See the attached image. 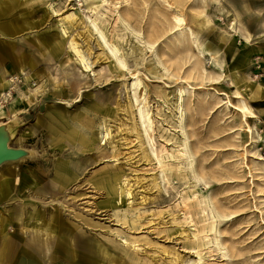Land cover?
Wrapping results in <instances>:
<instances>
[{
    "label": "rangeland",
    "instance_id": "rangeland-1",
    "mask_svg": "<svg viewBox=\"0 0 264 264\" xmlns=\"http://www.w3.org/2000/svg\"><path fill=\"white\" fill-rule=\"evenodd\" d=\"M109 1L129 26L123 49L132 45L144 51L140 67L129 58L120 72L109 69L113 58L108 46L88 27L85 11L74 15L67 0H0V70L21 59L26 68L31 62L35 72L61 88L54 92L50 86L28 113L0 124L8 131V146L27 151L22 159L0 165V181L7 180L9 187L0 200V219L8 218L6 236L20 247L21 239L36 235L45 264H194L197 250L203 254L201 264H264V0H238L252 20L248 43L228 27L230 1L235 0ZM73 2L85 7L83 0ZM178 8L185 21L177 26ZM64 17L67 31L88 51L97 74L95 80L84 71L80 92L73 74L81 68L67 46L53 60L47 55ZM115 17L114 12L110 22ZM104 31L109 40V31ZM216 50L220 67L211 62ZM247 52L250 66L242 60ZM150 62L155 73L149 71ZM243 72L252 84L261 85L256 97L232 82ZM134 75L140 86H132ZM22 82L20 77L12 83L1 105H7ZM40 82L41 77H33V88ZM156 88L165 89L167 96L156 94ZM144 89L155 124L149 133L157 147L164 142L171 148L175 139H183L181 126L188 137L193 171L180 159L181 171L167 172L170 183L155 157H145L152 142L141 128L135 101L141 102ZM236 92L255 114L247 122L237 109L241 101ZM102 124L110 127L105 143L97 134ZM25 128L27 134L16 142ZM54 129L74 131L76 143L59 139ZM83 133L90 134L88 143H81ZM106 172L120 173L131 186L130 195L110 192L106 179L104 186L98 184ZM193 173L203 179L197 187L214 215L197 218L191 203L196 218L187 223L183 207L169 208L178 201V192L192 188ZM194 230L205 246L196 245ZM67 246L75 248L72 259L64 257Z\"/></svg>",
    "mask_w": 264,
    "mask_h": 264
},
{
    "label": "bare ground",
    "instance_id": "bare-ground-1",
    "mask_svg": "<svg viewBox=\"0 0 264 264\" xmlns=\"http://www.w3.org/2000/svg\"><path fill=\"white\" fill-rule=\"evenodd\" d=\"M70 7L74 9V15L80 16L81 11H85L83 15L88 22V27H91L94 31H96L99 37L103 40V42L108 46L111 54H112V61L109 65V69L112 71L120 72L122 68H127L126 61L129 58H132L136 67H140L144 62V51L141 47L135 48L134 46L130 45L129 48L123 49L122 41L124 40V36L126 35L125 30L129 29L128 24L120 17V15L116 12L115 7L111 6L109 0H83L85 3V7H77L75 6L74 0H67ZM214 2L220 3V0H213ZM245 6H241V3L238 0L230 1V9L233 12V16L231 21L228 23V27L233 34H241L244 37L245 43H248V38L250 32L248 30V26L251 25V18L246 14V10H244ZM115 12L116 17L113 18V22H110V18L112 14ZM69 15V14H68ZM175 22L178 25H181L185 21V16L183 12L178 8L176 15H174ZM66 17L62 19L63 26L60 29V32L57 34V38L50 46L47 51L48 59L53 60L55 56L60 53L65 46L69 49L71 54L73 55L74 61L79 65L81 70H79L76 74H73V77L77 79V89L76 92H80L81 88V78L85 72H89L94 76L96 80V72L93 69V61L89 59V53L86 49L80 48L79 43L72 37L71 33L67 31L68 21H66ZM67 22V23H66ZM264 24V20L261 21ZM110 27V29H109ZM109 31V35H111L110 39L107 40L106 33L104 30ZM135 32V31H133ZM191 35H194L191 31ZM137 37L140 36L139 33L136 34ZM114 40V41H113ZM193 43L198 48L199 39L198 37H193ZM142 45L144 47L153 48V43L142 41ZM206 47V46H205ZM205 47L199 48L200 52L205 50ZM122 48V50H121ZM213 52L214 54L211 55V62L214 67H220L219 59L217 58V52ZM250 53L247 52L243 55L242 60L245 65L250 66ZM16 63L11 65L9 68L1 69L0 70V98H6L10 95L8 89L12 86V83H17L22 78L23 82L21 85H17L16 92L12 96L11 100L7 103V105L0 104V124L5 123L6 119L15 120L22 114L28 113L30 111L31 105L34 101L37 100L38 96L43 94L45 91L49 90L51 86L54 92H60L61 88L59 85H56L55 82H48V80L44 79L40 76L37 72L34 71L32 68L34 64L31 62L28 64L29 68H26V64L21 59H15ZM248 68V67H247ZM149 71L151 73H155L156 67L154 62H150L149 64ZM14 76H11L14 73ZM246 74V75H245ZM33 77H41L40 84L37 87L32 86V79ZM240 79V81L238 80ZM251 78L248 73L243 72V76H239V78H234L232 82L236 86H240V84L244 87V92L249 95V97H256L260 92L261 85L259 84H252ZM142 81L138 78V76L134 75L132 86H140ZM156 94H162V96H167L165 89H155ZM183 90H179V95L181 98ZM238 96H240L241 104L238 106V110L241 112L243 119L246 121L247 117H254L255 114L253 112L252 107L247 103L243 96L236 92ZM59 95V93H57ZM252 95V96H251ZM138 105V117L140 119V125L143 129L144 134L146 135L147 141H151L152 143L149 145L150 147V154L148 151L145 152V157L149 159L152 155L157 160L158 166L162 173L164 174L165 180L167 183H170V175L167 172L181 171L180 167V159L185 158L188 161L189 167L186 169L188 171H193V161L192 155L188 148V137L185 134L184 128L181 126L183 139L177 141L174 140L175 145L171 148H167L166 144L163 142L160 147H157L155 143V137L151 136L149 131L154 130V122L151 118L150 109L148 106L147 101V90L144 89L143 94L141 95V102H138L135 99ZM178 109L180 110V121L182 122L183 116V109L181 103L178 104ZM51 119L53 117L51 116ZM141 128L138 125L136 132L138 137L142 139ZM27 129L21 131L15 136L16 142H21L24 136L27 134ZM248 131L252 134V128L248 126ZM7 132V131H6ZM54 133H62L57 131L56 129L53 130ZM99 139L105 143L106 140L110 138V127L107 124H102L100 130L97 132ZM90 137V134L87 133ZM86 134H82L81 136V143L82 141L88 143V136ZM76 133L74 131H68L66 134H61L59 139L65 138L68 143L75 144L76 141L74 137ZM163 136V135H162ZM260 136V135H259ZM261 137V136H260ZM173 137H165L164 140H172ZM179 139V138H178ZM80 141L77 142V147L80 144ZM91 142V141H90ZM92 142H95L93 137ZM145 151V150H144ZM20 159V158H18ZM16 159V160H18ZM22 159V157H21ZM15 160L6 161L5 163H11ZM102 179V178H100ZM108 180L106 185L109 187V191L112 193H117L120 196L122 195H130V188L124 180H121L120 173L116 172H106L103 178V181H98L97 183L104 186V180ZM194 183L192 184V188L187 190H182L178 192L179 199L174 203V205L169 208V210H177L179 207H183L182 211V219L183 222H193L195 220L194 213L191 212V203L192 206L194 205L197 210V218H202L204 216L211 217L214 215V210L210 207L209 202L202 193H200L199 188L197 187L198 182H203L198 175L193 173ZM9 192L8 182L7 180L0 181V200L4 199ZM218 217H220L219 213H215ZM11 218L13 215L11 214ZM11 220V219H10ZM8 218H1L0 219V227L2 228V233L0 235V264H45L43 261L42 256L38 254V246L37 243L38 237L36 235H28L23 240L21 239L17 244H21L20 247L15 246L12 244L11 239L6 236V232L4 230V226L7 225ZM0 231V232H1ZM25 231V229L23 230ZM194 230L192 233L193 238H195V243L198 247L205 246L207 242L204 241L203 238L198 236V232ZM126 241V240H125ZM134 244V242H132ZM131 243V244H132ZM215 244L217 249H222L223 245L220 241L215 240ZM136 246L135 244L133 245ZM64 257L74 258L75 248H70L67 246L65 249ZM198 251V261L194 264H201L203 259V254ZM56 256L52 255L51 259H55ZM50 259V257H49ZM43 261V262H42ZM50 264V263H49Z\"/></svg>",
    "mask_w": 264,
    "mask_h": 264
},
{
    "label": "water",
    "instance_id": "water-1",
    "mask_svg": "<svg viewBox=\"0 0 264 264\" xmlns=\"http://www.w3.org/2000/svg\"><path fill=\"white\" fill-rule=\"evenodd\" d=\"M5 126L0 127V165L3 162L16 160L27 154V151L20 148L9 147L7 144L8 131Z\"/></svg>",
    "mask_w": 264,
    "mask_h": 264
},
{
    "label": "built area",
    "instance_id": "built-area-1",
    "mask_svg": "<svg viewBox=\"0 0 264 264\" xmlns=\"http://www.w3.org/2000/svg\"><path fill=\"white\" fill-rule=\"evenodd\" d=\"M9 96V95H8ZM6 98H4V100H5Z\"/></svg>",
    "mask_w": 264,
    "mask_h": 264
}]
</instances>
